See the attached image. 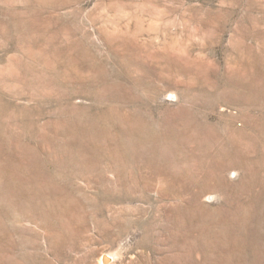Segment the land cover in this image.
Here are the masks:
<instances>
[{
	"label": "rangeland",
	"instance_id": "1",
	"mask_svg": "<svg viewBox=\"0 0 264 264\" xmlns=\"http://www.w3.org/2000/svg\"><path fill=\"white\" fill-rule=\"evenodd\" d=\"M0 264H264V0H0Z\"/></svg>",
	"mask_w": 264,
	"mask_h": 264
}]
</instances>
